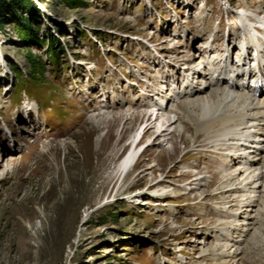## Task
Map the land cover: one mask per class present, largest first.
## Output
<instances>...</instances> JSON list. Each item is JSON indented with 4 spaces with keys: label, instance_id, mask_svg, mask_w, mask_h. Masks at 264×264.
<instances>
[{
    "label": "rangeland",
    "instance_id": "1",
    "mask_svg": "<svg viewBox=\"0 0 264 264\" xmlns=\"http://www.w3.org/2000/svg\"><path fill=\"white\" fill-rule=\"evenodd\" d=\"M32 1L39 10L27 15H34L32 30L40 40L54 35L59 64L50 60L48 42L23 38L15 17L1 23L0 137L6 138V124L14 126L19 144L15 153L10 142L0 145V264H264L261 221L248 237L249 227L230 233L233 209H223L230 198L221 193L230 184L224 150L195 135L201 107L186 109L192 99L172 105L180 119L176 150L144 145L122 185L116 175L143 123L120 117L118 106L144 112L145 81L159 87L161 70L176 54L189 66L197 63L199 33L207 32V40L219 28L220 40L236 25L232 12L243 5L264 11V2L234 0L239 8L227 12L222 0L206 7L205 0L188 7L183 0ZM27 98L41 108L33 125ZM101 116L108 118L98 126ZM196 175L204 179L200 188L189 185ZM159 187L166 196L154 193ZM140 192L151 199L137 198ZM225 232L244 241L234 244Z\"/></svg>",
    "mask_w": 264,
    "mask_h": 264
},
{
    "label": "bare ground",
    "instance_id": "2",
    "mask_svg": "<svg viewBox=\"0 0 264 264\" xmlns=\"http://www.w3.org/2000/svg\"><path fill=\"white\" fill-rule=\"evenodd\" d=\"M262 1L263 0L260 2ZM243 6L245 8L238 7V11L234 14L241 23H247L248 25L253 24L255 26L264 22L263 10H256V12L255 9L254 11L252 10V6ZM202 20L201 18L199 21ZM186 31L183 35L186 38V42H189L188 40L190 39L191 32L188 31V33H186ZM205 37L204 34L199 33L198 38H196L197 42L200 44V46L199 44L198 46L194 45L196 50H199V55H196L198 59L197 63L193 62V64L189 66L187 63L188 61L178 60L179 54H176L177 57L171 60L167 66L171 69L170 72L173 68L177 71L175 75L176 79L181 71L186 72V77L189 78L187 72L194 70L191 74L192 78L189 79V84L186 88V95L188 94L190 98L193 99L191 101L189 100L185 107L186 109H191L197 104L201 107V113L199 115L193 113V111L189 112L193 117L197 115L195 116V135L197 137L199 135L206 137L207 140L209 139V144H215L217 147L220 146V150H224L222 155L227 164L226 167L229 174L228 182L230 184L221 193H223V196L228 195L230 201L224 203L223 209L225 210L227 208L228 211L233 209L231 213H228L231 215V218L234 219V224L229 227L230 233L231 230L243 232L244 228L249 227L246 234L248 235V233L254 229L252 225L255 223L261 221V225H264V101L256 102L255 99L242 93L240 90L237 92L235 90L227 91L222 85V79L214 81V79L208 78V76L202 74L200 69L207 63V57L209 56V58H211V55H209L207 51L208 47L206 46V42H209V40H205ZM176 61L178 63H176ZM179 64H181V66ZM168 71L169 69L165 71L164 78H173V76L166 77V72ZM195 80H200L201 83H199V81L195 82ZM203 81L205 82L204 87H202ZM162 84L164 85V82H160V86L154 93H147L149 103L154 100L155 96H158L159 103L152 106L154 110L151 109L149 103L142 105V109H145L144 112L139 111L138 113L124 112L121 110L123 104L118 106L121 111L118 113L121 115L120 117H125L127 120L131 121L133 119H142L143 121L141 127L130 140L129 150L116 167L117 182L120 185L126 181L128 176L138 165L142 157L141 154L144 152L141 153V149L142 147L144 148V145H147V148L151 149L152 147H162L166 144L168 147L167 152L172 153V151L176 150L172 140L179 131V126L177 124L180 119L175 115L176 113L174 110L170 109V103L174 100L171 95L172 93H169L170 97L168 99H160L161 93L164 92ZM150 87L151 86L148 84L147 89H150ZM166 96H168V93ZM180 97L182 96H178V98ZM140 98L141 97H139V100ZM132 101L136 103L135 101L137 100L133 99ZM126 103L129 102L127 101ZM164 104L168 105V107L164 111L165 115L161 116L163 110L162 106ZM35 105L38 108L37 103H35ZM224 109H227V111H223ZM156 110L158 113L157 116H155L154 113ZM107 118V116H103V118L101 116L97 123L98 126ZM105 122L106 121H104V123ZM28 132H30V130L26 131V133ZM145 138H147L146 142L140 145L141 141ZM17 151L18 150H16V152ZM157 166L160 165L158 164ZM155 168V166H151L147 170L151 171L150 173L153 174L155 173ZM203 180L202 177L196 175L194 183L189 185L199 186ZM201 186H199V188ZM154 193L156 195L161 194L166 196L168 191L165 190L164 187H159ZM143 195L150 198L145 192H140L135 196L140 198V196ZM137 200L140 201L141 199ZM227 204L230 206H227ZM240 222H243L241 228H237V223ZM226 233L227 232L223 234L226 240L232 241L233 238L231 239V235H227ZM241 236L240 234L238 238ZM243 241L244 240L239 239L238 241L233 240L234 244L235 242L238 244V242ZM232 257L235 258V255Z\"/></svg>",
    "mask_w": 264,
    "mask_h": 264
},
{
    "label": "trees",
    "instance_id": "3",
    "mask_svg": "<svg viewBox=\"0 0 264 264\" xmlns=\"http://www.w3.org/2000/svg\"><path fill=\"white\" fill-rule=\"evenodd\" d=\"M67 2H72L71 0H66ZM70 4V3H69ZM28 13L31 14H38L39 10L37 9L36 5L32 0H0V25L2 22H4L5 18L10 15V17H15L17 21L15 24L19 26V31L21 32L23 38L25 40H32L36 44H47L48 42V50L50 52V60L55 63L56 65L59 64V48H56V45H58V41L54 37L53 34H50L48 38L43 37V40H40L37 36V33H34L32 28V17L34 15H31L27 17ZM36 16V15H35ZM61 50V49H60ZM41 69V67H40ZM17 78L19 79V85H24V79L23 74L17 70ZM18 85H15V89L19 92V98L18 101H20L21 96V89L17 87ZM24 88V87H23Z\"/></svg>",
    "mask_w": 264,
    "mask_h": 264
}]
</instances>
